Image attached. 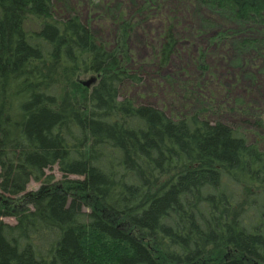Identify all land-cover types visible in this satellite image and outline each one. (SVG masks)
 I'll list each match as a JSON object with an SVG mask.
<instances>
[{"label": "trees", "instance_id": "obj_1", "mask_svg": "<svg viewBox=\"0 0 264 264\" xmlns=\"http://www.w3.org/2000/svg\"><path fill=\"white\" fill-rule=\"evenodd\" d=\"M146 64L165 106L131 96ZM256 91L264 0H0V264H264Z\"/></svg>", "mask_w": 264, "mask_h": 264}, {"label": "rangeland", "instance_id": "obj_2", "mask_svg": "<svg viewBox=\"0 0 264 264\" xmlns=\"http://www.w3.org/2000/svg\"><path fill=\"white\" fill-rule=\"evenodd\" d=\"M155 22H157L155 20ZM146 34L150 36L149 30H145V28L140 29L137 32V35H135L131 41V48L133 52L136 55V60L139 62H145L146 60L150 59L152 56L151 49H149L148 44L146 45L145 42H147ZM151 37V36H150ZM146 39V41H144ZM195 51V49H194ZM212 58V57H210ZM210 65H212V61L208 60ZM178 64V61L175 63ZM173 64L172 66H175ZM216 72L214 74L206 73V76H204V79L208 80L209 83L214 87V90H216L219 86H221V78H227L229 75V71L227 68L222 64H216ZM176 69L167 68L163 71H158L156 69H152L148 64H146L145 68L141 72L142 75V83L140 85H137L132 89V95L134 96L139 102L144 103H152L158 106L166 105L164 102L167 99H170L169 96L170 90L169 88H165L166 82L173 81L171 79L172 73H174ZM86 80V79H83ZM246 82H242L241 84H238L235 88V92L241 93V95H245L247 93V90L250 92V86L247 83V80H244ZM211 88V86H210ZM211 91V90H210ZM233 91V92H234ZM261 92V91H260ZM236 95H239L236 93ZM174 98V97H173ZM175 99V98H174ZM254 101H258L264 105V96H261L259 91H256L252 94V97L250 98ZM182 98H178L177 102L174 103V105L182 110V103L178 101H182ZM202 100H204L202 98ZM229 101V99L225 98L223 101H219L220 105L225 104ZM181 107V108H179ZM227 107V105H226ZM168 109L170 111H174L175 107L169 106ZM225 115V113L223 112ZM212 116H215V114H212ZM218 117V115H216ZM233 119H237L234 115H231ZM239 121V120H238ZM237 125H240V121ZM246 129H248L246 126H244ZM262 136L264 137V133H262ZM261 140V139H260ZM47 173H52L55 175L56 180H61L63 178L61 172L59 171L58 166H54L51 170H48ZM41 183L36 182L32 180L27 189L30 190H36L40 187ZM5 221L10 223H15L16 220L14 217L8 216L3 218Z\"/></svg>", "mask_w": 264, "mask_h": 264}, {"label": "water", "instance_id": "obj_3", "mask_svg": "<svg viewBox=\"0 0 264 264\" xmlns=\"http://www.w3.org/2000/svg\"><path fill=\"white\" fill-rule=\"evenodd\" d=\"M85 84H86V85H88V84H89V82H88V83L86 82Z\"/></svg>", "mask_w": 264, "mask_h": 264}]
</instances>
